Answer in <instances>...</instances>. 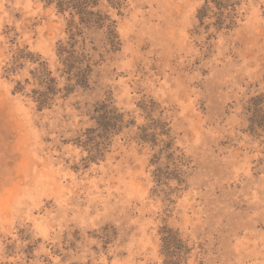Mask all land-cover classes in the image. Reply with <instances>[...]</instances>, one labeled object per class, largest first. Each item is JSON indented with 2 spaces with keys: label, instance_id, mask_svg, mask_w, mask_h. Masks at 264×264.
<instances>
[{
  "label": "rangeland",
  "instance_id": "rangeland-1",
  "mask_svg": "<svg viewBox=\"0 0 264 264\" xmlns=\"http://www.w3.org/2000/svg\"><path fill=\"white\" fill-rule=\"evenodd\" d=\"M205 2L99 0L120 44L81 26V86L59 52L70 11L0 0V264H264V130L246 109L264 94V0L231 29ZM43 63L60 91L39 109ZM108 107L134 123L91 159ZM154 120L174 156L138 137Z\"/></svg>",
  "mask_w": 264,
  "mask_h": 264
},
{
  "label": "trees",
  "instance_id": "trees-1",
  "mask_svg": "<svg viewBox=\"0 0 264 264\" xmlns=\"http://www.w3.org/2000/svg\"><path fill=\"white\" fill-rule=\"evenodd\" d=\"M47 4H54L60 12L70 11L72 16L70 25V42L65 45L61 43L59 52L63 57V63L68 69L69 80L75 79L78 85H83L88 74V70L81 65L86 54L77 51V35H80L82 27H96L105 31L106 39L108 40L113 50L118 49L119 35L114 21L110 15L100 9H96L99 0H44ZM111 5L116 8H122L126 0H109ZM241 0H206L204 6L199 11V17L207 16L209 11L212 12V17L216 18V27L218 29L227 28L231 29L237 20V8ZM213 8H216L215 11ZM79 17L76 21L75 17ZM211 18L210 16H207ZM82 26V27H81ZM77 29V30H74ZM90 66V65H89ZM87 66V67H89ZM37 79L41 86L40 89H33V98L37 102L39 109H43L53 103L55 96L60 91L57 80L52 76V72L48 69L46 64H41L37 70ZM21 87L17 91H22ZM24 88V87H23ZM247 111L251 113V121L258 128L264 130V94H259L252 97L247 106ZM97 119V127L93 130L95 136L90 144L92 158L99 157L110 143V137L128 125L134 123L129 120L124 124V113H117L116 109L108 107L104 111H99ZM139 138L143 141L156 142L160 136L166 137L161 139L165 146V150L169 151V156H174L175 151L173 147L172 137L170 135L171 129L168 123L161 120H154L147 128L146 126L140 128ZM152 129V131H149ZM158 129L160 131H158ZM91 140V139H90ZM101 153V155H100ZM183 243V240H180Z\"/></svg>",
  "mask_w": 264,
  "mask_h": 264
}]
</instances>
